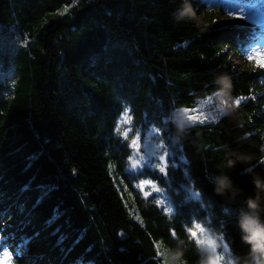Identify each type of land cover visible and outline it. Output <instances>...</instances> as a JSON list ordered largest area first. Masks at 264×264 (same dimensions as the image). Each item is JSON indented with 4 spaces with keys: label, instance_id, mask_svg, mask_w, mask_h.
I'll return each instance as SVG.
<instances>
[{
    "label": "trees",
    "instance_id": "obj_1",
    "mask_svg": "<svg viewBox=\"0 0 264 264\" xmlns=\"http://www.w3.org/2000/svg\"><path fill=\"white\" fill-rule=\"evenodd\" d=\"M257 40L264 0H0V264H198V223L222 264H245L238 215L264 180ZM225 76L235 112L181 128L180 108ZM122 117L172 153L163 175H139L169 214L133 190Z\"/></svg>",
    "mask_w": 264,
    "mask_h": 264
},
{
    "label": "rangeland",
    "instance_id": "obj_2",
    "mask_svg": "<svg viewBox=\"0 0 264 264\" xmlns=\"http://www.w3.org/2000/svg\"><path fill=\"white\" fill-rule=\"evenodd\" d=\"M218 20L224 22V24H228L230 21L224 18H218ZM258 41L259 43H257L256 46L257 48L260 49V51L264 55V44H262L261 40H257V42ZM231 61L240 69L245 68L244 64L238 61L236 57L231 56ZM215 96L216 94L211 95L202 101H199L197 107L192 111H190L189 114H197L198 115L197 122L216 121L222 113H220L219 109L216 106ZM179 115L180 112L176 113L178 119H179ZM120 123L124 126L123 137L131 138L130 139L131 155L127 163V167L125 169V173L132 177L138 176V181L133 184V190L137 192L144 199L155 200L157 205L161 207L167 214H169L171 212V209L169 207L168 197L166 195L165 190L160 189L157 186V184L150 178L144 179V178H140L139 176L141 174H146V173H147L146 175L148 174L163 175L166 171L164 173H160L158 169L159 167H164L166 169L170 161L172 160V153L169 147L163 142H160L156 139L159 135L153 129L144 132L139 129H134L129 124V120L127 117H122ZM133 140L136 141L135 146H133ZM148 141H153L155 143V146L158 148L157 151H155V153L150 158H146L144 155V153L146 152V145ZM161 155L165 156L164 161H161L159 159ZM147 181H151V183H147ZM157 189H159V191H157ZM195 239L196 240L206 239L212 241L211 236L209 235L206 228H204L203 232H199L198 236ZM161 243H162L161 241H157L155 243L158 252L161 251V248L163 246ZM213 243L214 242L212 241L211 244L204 243L200 245H203L205 249H208ZM167 253L171 256V257L168 256L169 257L168 260L170 264H178V262L179 264H185L183 260L177 259L176 257L172 256L168 251ZM214 253L220 258L221 264L224 263L225 260L227 259V256L224 253L219 254L216 248L214 249Z\"/></svg>",
    "mask_w": 264,
    "mask_h": 264
},
{
    "label": "clouds",
    "instance_id": "obj_3",
    "mask_svg": "<svg viewBox=\"0 0 264 264\" xmlns=\"http://www.w3.org/2000/svg\"><path fill=\"white\" fill-rule=\"evenodd\" d=\"M182 17H177L180 19ZM218 83L223 87L216 93L215 103L220 113L223 116L232 115L235 112V108L238 107L237 101L231 96V82L225 76L218 80ZM184 107L180 108V113L183 114ZM184 124L194 126L195 121H188L183 119L180 127L183 128ZM248 157H243L242 160L247 161ZM234 160H228L227 166H234ZM253 183L256 188V195L254 197H248L245 201L246 209L241 210L238 215V227L241 233V240L249 248L248 258L245 264H264V218L261 213H264V180H261L259 175H256L253 179ZM226 189H231V184L226 176L217 179V187L215 191L218 194L224 193ZM257 234H260L259 236ZM183 243V242H181ZM198 250L203 249V245H196ZM219 245L215 242L207 249L209 255L198 260V264H221L220 258L215 255L214 249ZM180 256L183 258L185 250L180 249ZM239 258H234L231 264H238Z\"/></svg>",
    "mask_w": 264,
    "mask_h": 264
},
{
    "label": "snow or ice",
    "instance_id": "obj_4",
    "mask_svg": "<svg viewBox=\"0 0 264 264\" xmlns=\"http://www.w3.org/2000/svg\"><path fill=\"white\" fill-rule=\"evenodd\" d=\"M257 63L259 64V66L261 68H264V56H262L260 59H258ZM237 103H239V101H237ZM179 119L181 121L183 119H187L188 121H195L194 126H197L196 122L198 121V115L197 114H189V110L187 108H184V112H183V114L180 113ZM165 123L167 124V121H165ZM168 141L170 142L172 148H176L178 150H182V148H177L176 147L175 142L172 141L171 135L168 136ZM135 144H136V141L133 140V146H135ZM159 159L161 161H164L165 160V156L161 155L159 157ZM184 162L186 163V160ZM175 166H176V162L174 160L173 167H175ZM158 170H159L160 173H164L166 171V169L164 167H159ZM147 183H151V181H147ZM142 186H143V183H142ZM157 191H159V189H157ZM225 211H227V209H225ZM189 231H190L191 236L193 238H196L198 236L199 232H203L204 231V228L201 227V225L198 223V224H196L195 228H192L190 226ZM257 235L259 236L260 234H257ZM196 242L198 244H204V243L211 244L212 243V241L206 240V239H197Z\"/></svg>",
    "mask_w": 264,
    "mask_h": 264
},
{
    "label": "water",
    "instance_id": "obj_5",
    "mask_svg": "<svg viewBox=\"0 0 264 264\" xmlns=\"http://www.w3.org/2000/svg\"><path fill=\"white\" fill-rule=\"evenodd\" d=\"M157 147L155 146V143L153 141H148L146 145V152L144 153L146 158H150L155 151H157Z\"/></svg>",
    "mask_w": 264,
    "mask_h": 264
}]
</instances>
